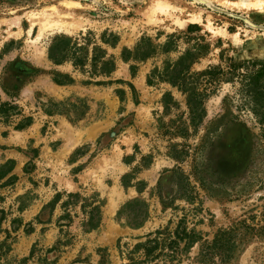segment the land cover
Wrapping results in <instances>:
<instances>
[{
    "label": "rangeland",
    "instance_id": "obj_1",
    "mask_svg": "<svg viewBox=\"0 0 264 264\" xmlns=\"http://www.w3.org/2000/svg\"><path fill=\"white\" fill-rule=\"evenodd\" d=\"M256 3L0 0V103L12 106L0 167L14 160L0 179V264H131L139 243L178 225L200 240L172 264H206L202 246L224 228L231 264H264V126L247 94L264 67ZM55 42L72 47L61 63ZM189 51L184 82L208 93L196 126L165 75ZM134 199L148 207L139 227Z\"/></svg>",
    "mask_w": 264,
    "mask_h": 264
},
{
    "label": "trees",
    "instance_id": "obj_2",
    "mask_svg": "<svg viewBox=\"0 0 264 264\" xmlns=\"http://www.w3.org/2000/svg\"><path fill=\"white\" fill-rule=\"evenodd\" d=\"M62 40L68 42V38H63ZM72 47H62L58 42L52 44L49 49V56L56 63H61L67 57V53ZM193 52H187L180 60L173 65V67L168 71L165 70V75L169 76L167 80L173 85L178 86L182 89L187 96V105L190 112L191 123L196 126L199 121H201L205 116V107H204V98L208 93L203 90H199L196 85L190 84L187 82L185 84L184 80H187L188 66L193 62L190 61L189 65L183 64L191 56ZM106 62L105 64H107ZM175 66H179L176 68ZM220 67H214L205 71L200 72L199 76L207 75H218L221 74ZM250 73V72H249ZM252 76V81L247 85V94L250 97V101L253 103L251 106V111L257 117L258 123L264 126V86L258 85L259 80L264 77V67H261L260 70H257L253 73H250ZM246 77V75H243ZM55 82L58 84H63L64 82L58 78H55ZM182 83V84H181ZM188 85V86H187ZM181 86V87H180ZM168 96V94H167ZM166 102V101H165ZM10 106L9 102L0 103V112H3L7 115L9 112ZM23 126H18L17 129H21ZM14 160H8L5 164L0 167V179H2L6 174L13 169ZM140 204V207L134 209V215L131 221H129L130 226L139 227L141 226L148 218V207L144 201L140 199H134L128 203V207ZM126 206V207H127ZM101 204H93V206L88 211V218L85 222V226L88 230L95 229L99 226L101 222ZM237 230V227L234 229ZM234 231V232H235ZM264 225L258 227L256 232H263ZM167 233V236H156L150 237L145 242L139 243L136 247V251H141V260H136L135 256H131V264H146L150 262L152 264H172L173 261L178 256L179 252L191 248L195 243L198 242L199 236L194 232L187 231L186 227H181L178 225L174 232L171 233L166 230L157 231L156 234ZM235 234L233 229H220L214 236L211 242H206L203 244L200 261L207 262L206 264H231L232 260L235 258L233 254L234 250L237 248V243L235 239ZM184 242L183 247L181 248V242ZM234 249V250H233ZM233 250V251H232ZM163 258V260L161 259Z\"/></svg>",
    "mask_w": 264,
    "mask_h": 264
},
{
    "label": "bare ground",
    "instance_id": "obj_3",
    "mask_svg": "<svg viewBox=\"0 0 264 264\" xmlns=\"http://www.w3.org/2000/svg\"><path fill=\"white\" fill-rule=\"evenodd\" d=\"M255 5H261V6H263L264 5V2L261 1V0L260 1L257 0V3Z\"/></svg>",
    "mask_w": 264,
    "mask_h": 264
}]
</instances>
